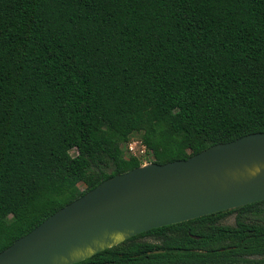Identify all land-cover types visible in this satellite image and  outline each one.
<instances>
[{
	"label": "trees",
	"instance_id": "1",
	"mask_svg": "<svg viewBox=\"0 0 264 264\" xmlns=\"http://www.w3.org/2000/svg\"><path fill=\"white\" fill-rule=\"evenodd\" d=\"M263 132L264 0H0V251L142 166L134 135L161 165ZM231 213L237 226L214 225ZM259 214L264 201L77 264H264Z\"/></svg>",
	"mask_w": 264,
	"mask_h": 264
},
{
	"label": "water",
	"instance_id": "2",
	"mask_svg": "<svg viewBox=\"0 0 264 264\" xmlns=\"http://www.w3.org/2000/svg\"><path fill=\"white\" fill-rule=\"evenodd\" d=\"M264 201V132L110 177L0 251V264H75L135 235Z\"/></svg>",
	"mask_w": 264,
	"mask_h": 264
},
{
	"label": "built area",
	"instance_id": "3",
	"mask_svg": "<svg viewBox=\"0 0 264 264\" xmlns=\"http://www.w3.org/2000/svg\"><path fill=\"white\" fill-rule=\"evenodd\" d=\"M127 153L138 158L144 165L146 160L152 159L150 152L145 145L138 139H131L126 144Z\"/></svg>",
	"mask_w": 264,
	"mask_h": 264
},
{
	"label": "flooded vegetation",
	"instance_id": "4",
	"mask_svg": "<svg viewBox=\"0 0 264 264\" xmlns=\"http://www.w3.org/2000/svg\"><path fill=\"white\" fill-rule=\"evenodd\" d=\"M216 227H227V228H233V227H235V226H237V224H236V222H235V220H234V222L232 223V224H225L224 222H217V223H215L214 224ZM194 238H196V239H198V237H196V236H193ZM129 239V238H128ZM128 239H126V240H128ZM126 240H124V241H126ZM124 241H122V242H124ZM144 241H146V242H150V243H152V245L153 244H155L156 242H154V240L152 239V238H144ZM122 242H120V243H122ZM120 243H118V244H120ZM117 244V245H118ZM115 246V245H114ZM113 247V246H112ZM221 250V249H220ZM90 258V257H89ZM88 259V258H87ZM86 260V259H85ZM84 261V260H83ZM80 262H82V261H80ZM77 263H79V262H77ZM77 263H75V264H77ZM127 264H134V263H131V262H129V263H127Z\"/></svg>",
	"mask_w": 264,
	"mask_h": 264
},
{
	"label": "rangeland",
	"instance_id": "5",
	"mask_svg": "<svg viewBox=\"0 0 264 264\" xmlns=\"http://www.w3.org/2000/svg\"><path fill=\"white\" fill-rule=\"evenodd\" d=\"M133 137L137 138V139L139 138L138 135H134ZM151 160L152 159L146 160L145 161L146 164L151 163ZM235 215H236L235 213H231V214L227 215L224 219H222V222H224L225 224H232L234 222ZM258 217L264 218V214H259Z\"/></svg>",
	"mask_w": 264,
	"mask_h": 264
}]
</instances>
